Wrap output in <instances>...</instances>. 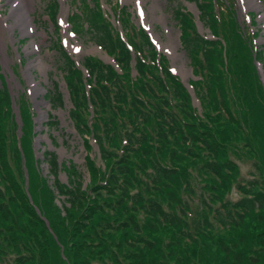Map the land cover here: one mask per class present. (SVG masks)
I'll list each match as a JSON object with an SVG mask.
<instances>
[{"label": "rangeland", "instance_id": "374dc122", "mask_svg": "<svg viewBox=\"0 0 264 264\" xmlns=\"http://www.w3.org/2000/svg\"><path fill=\"white\" fill-rule=\"evenodd\" d=\"M26 1L37 30L31 37H24L19 29L12 34L3 28L12 8L8 0H0V33L4 42L0 49V103L4 109L0 124V190L4 195L0 198V264H23L24 260L28 264H61L55 241L61 260L66 264H78L76 258L81 251L82 255L87 252L89 264H181V246H187L189 251L194 249V242L189 241L188 236L194 234L196 225H204L206 219L215 225L218 211H222L227 202H237L242 197L237 189L239 185L250 180L264 183V78L257 67L261 64L264 71V0H257L263 9L247 7L250 0H215L218 3L215 11L220 12V15L216 13V20L222 22L226 18L228 23L229 13L233 12L245 37L251 36L250 46L257 59L255 66L260 83L247 81L249 87L243 88L227 81L223 86L227 106L224 103L212 107L202 98L209 97L210 77L195 74L176 18V12L184 9L193 15L201 36L217 39L209 29L210 21H200L196 2L111 0L112 9L109 0H87L89 8L99 2L115 30L122 35H125L123 24L130 30V25L144 30L156 52L155 57L146 53L151 74L144 81L137 72L136 59L133 69L126 72L134 83L137 81L134 86L146 81L154 87L156 97L150 98V109H158L161 119L156 116L135 135L143 139L145 133L152 145L148 143L145 149L129 155L127 142L122 137L117 148L105 146L111 161L103 157L95 140V125L99 121L94 108L90 107L86 114L88 134L81 135L72 120L75 107L62 71L58 41L81 70L88 96L91 88L87 85L90 77L85 61L91 59L112 66L120 75L124 72L97 45L92 32L74 31L71 18L82 16L86 11L82 0H34V5ZM53 3L59 7L58 27L50 18L49 8ZM65 7L67 14L63 13ZM85 23L83 18L82 28ZM219 29L222 30L221 23ZM156 36L165 44L178 37V54L183 56L182 60L174 61L169 53L161 50ZM33 42L38 46L37 51L32 49ZM78 46L82 50H71ZM258 55L262 56V61ZM39 60L48 67L46 74L38 67ZM32 62L35 67L29 69ZM184 64L190 72L188 77L178 70ZM234 64L244 66L242 62ZM166 71L176 82L167 78ZM235 71L243 72L240 68ZM30 78L41 85L45 94H35ZM177 82L192 98V107L182 99L186 93L178 91ZM57 91L64 98L62 108L52 103ZM41 113H48L49 117L40 123ZM162 113L166 115L164 118ZM42 137L48 140L38 144ZM104 142L108 144L107 140ZM206 142L211 146L204 145ZM52 154L59 162L57 173L49 164ZM124 160H129L133 173L129 181L119 173L125 166ZM162 170L171 173L170 179L163 178ZM54 174L65 190L82 194L76 208H72L67 196L58 195ZM112 176H117L120 187L130 197L140 193L147 202H157L167 214L182 220V228L162 223L151 209L149 213L135 209L130 200H125L128 211L121 210L122 193L115 197L111 191H104L114 190ZM158 180L164 183L159 185ZM98 206H103V211ZM66 209L71 211L70 215L65 213ZM131 222L140 226L141 233ZM80 226H84L82 235H79ZM241 237L247 242L244 249L264 252V213L251 216L241 230L226 233L218 229L209 244L215 246L221 239L236 245ZM148 242L161 243L163 255L150 254ZM175 254L179 262L173 261Z\"/></svg>", "mask_w": 264, "mask_h": 264}, {"label": "trees", "instance_id": "16d2710c", "mask_svg": "<svg viewBox=\"0 0 264 264\" xmlns=\"http://www.w3.org/2000/svg\"><path fill=\"white\" fill-rule=\"evenodd\" d=\"M192 1L196 2L200 11V21L204 23L210 21L209 29L217 39L210 40L205 36H201L197 32V25L193 19V15L182 9V11L178 10L176 12V18L180 22L179 26L183 34L181 39L183 47L191 58L193 68L195 67V74L201 73V77L206 75L210 77L208 81L212 85L209 84L207 88L209 97L201 96L204 103L209 104L211 107L217 104L224 105V103L227 106V95L223 88L227 81L230 84L234 83L237 87L243 88L249 87L246 84L248 83L247 81H258L260 83V77L255 66L257 59L253 56V48L250 46L251 36H247L248 38L245 37L233 12L229 13L231 17L228 23L226 22V18L222 22L217 21L215 16L217 14L220 15V12L215 11L214 6L218 4L215 0ZM213 1L215 3H212ZM111 2L109 0L110 6L114 9L113 3ZM87 3V0H82V6L86 10L82 13V16L77 15L71 18L74 31L92 32L97 45L116 61L124 72V75H120L112 66L101 65L93 62L91 59L85 61L84 67L90 77L87 80V85L91 88L88 96L81 70L64 50L61 41H58L57 44L59 45L58 53L61 56L62 71L65 75L71 101L75 107L71 117L75 122L76 129L81 135L90 132L89 123L86 121V114L90 112V107H93L99 121L95 125V140L102 151L103 157L111 161V154L105 146L112 145L117 148L118 141L122 142L125 139L128 145L126 146L127 152L129 155H132L145 149L148 143H152L151 141L149 142L145 133H143L145 135L143 139L135 135H138L142 131V128L150 125L156 116L161 119L157 112L158 109L156 111L150 109L152 105L150 98L156 97L154 87L152 84H147L146 81L134 86L137 81L134 83L126 72L133 69V62L136 59L137 72L144 81L145 77L151 74V67L147 61L150 59L147 58L146 53L150 52L155 57L156 52L148 34L144 30L129 24L131 26L130 30L128 25L125 26L123 24L125 41L121 34L115 30L110 17H106L99 2L93 8H89ZM220 3L222 4V1ZM223 8L226 9L225 6ZM49 9L52 12V17H50L51 22L58 27V4L53 3ZM221 16H224V12H221ZM83 18H85L86 23L82 28L80 24ZM220 23L222 24V30L219 29ZM200 55L201 57L199 58ZM258 56L259 60L262 61V56ZM230 59L233 60V63ZM236 61L239 63L242 62L244 66L237 67L234 64ZM238 68L242 69L244 73L242 71H235ZM166 76L169 80L176 82L170 72L166 71ZM225 76H229V78L225 80ZM176 85L178 91L186 93V95L181 94L182 99L192 107V98L188 95L186 89L179 82ZM193 87L199 93L195 84ZM220 97L223 100H220ZM52 103L53 106L62 108L64 106L63 95L57 91L55 98L52 99ZM166 105L168 107L169 104ZM3 110V105L0 103V124ZM163 116H166L165 113H162V118H164ZM99 133H102L103 136H100ZM133 134L134 137L131 136ZM104 140H107L108 144H105ZM204 145L211 146L209 142L204 143ZM129 147L130 150H128ZM123 163L125 166L119 169V173L129 181L133 175L131 168H129V160H124ZM49 164L56 173L59 171V162L55 155H50ZM219 168L222 170L221 167ZM216 171L218 172V170ZM161 173L163 178L170 179L169 176L171 173L169 171L162 170ZM54 176L57 178L55 186L58 195L67 196L70 199L69 202L72 208H76L81 199L80 195L82 194L76 193V190H65L61 186L58 176L56 174ZM119 183L120 181L117 180V176H112L111 185L114 187V190L107 188L104 191H111V195L115 197L119 195V192L122 193L123 199L120 201L121 210L128 211V205L125 200H130L135 205V209L140 208L141 211L146 213H149L148 209H151L153 215L159 217L162 223L170 225L171 227L182 228V220H176L174 216L167 214L157 202H147L140 193L130 197L127 191L120 187ZM163 183L164 181L162 180L157 181L159 185ZM237 189L242 194V197L237 202H227L222 208V211H218L219 214L216 216L215 225L210 224L209 219H206L204 225L199 224L195 226L196 230L194 234L188 236V240L194 242V249L193 251H189L187 246H181V264H264V252H255L252 248L244 249L247 242H245L243 237L240 238L239 244L236 245L227 244L221 239L216 241L215 246L209 244L218 229H222L226 233L241 230L251 216L257 213H264V183L261 184L258 180H250L245 185H239ZM3 197L2 190H0V198L2 199ZM98 209L103 211V206H98ZM70 212L69 209L65 210V213L68 215H70ZM131 223L141 233L140 226L135 222ZM60 228L63 229L64 227L60 226ZM83 228L84 226H80L79 230ZM55 232L59 235L62 234L60 230H55ZM83 233L82 230L79 235ZM197 241L201 242L199 243ZM55 244L61 264H66L61 260L62 254L60 248L57 247L56 241ZM147 248L148 252L152 255H163L161 252V243L158 245L157 243L148 242ZM76 261L78 264H89L87 252L82 255L81 251V254L77 255ZM173 261H180L177 259L176 254ZM23 264H28V262L24 260Z\"/></svg>", "mask_w": 264, "mask_h": 264}, {"label": "bare ground", "instance_id": "6f19581e", "mask_svg": "<svg viewBox=\"0 0 264 264\" xmlns=\"http://www.w3.org/2000/svg\"><path fill=\"white\" fill-rule=\"evenodd\" d=\"M9 4L11 5V13H10V18H7L6 20H4L3 22V28L5 27V29H7L10 33H14V31L16 29H19V31L22 33V35L24 37H31L34 34H36V28L34 26V19L31 18L30 16V11L27 5V1L26 0H8ZM30 2L34 5L35 1L34 0H30ZM249 8H256V9H263V7L258 4L257 0H250V2L246 5ZM68 9L65 7L63 9V13L67 14ZM8 21H10V24H8ZM66 18L63 19V23L64 26L66 27ZM170 36L173 40V36L170 33ZM155 40L158 43L159 47L161 50H163L166 53H169L171 55V57L173 58L174 61L177 60H182L183 56L178 54V48H179V38L175 37L174 41L169 42L167 44L162 43L160 38L158 36L155 37ZM67 42L69 43V39L67 38ZM4 46V42H3V38L1 36L0 33V49L3 48ZM32 49L34 51L38 50V46L33 42L32 45ZM74 50L75 52H78L81 49V46H78L77 48H71V50ZM98 50H94V52H96ZM42 60V59H41ZM39 60L38 62V67H41L43 70V73L46 74V70H47V66L43 64V62ZM4 61H6V57H4ZM31 67H35L34 62L30 63L29 65V69ZM179 72L181 71V74L184 77H188L189 76V71L186 69L185 64L183 66H181L180 69H178ZM29 71V70H28ZM264 73V71H263ZM31 79V78H30ZM32 80V84H33V90L35 91V94L39 93V94H45V90L41 87L40 84H37L35 79H31ZM46 102H44L45 104ZM45 105H48L47 103ZM48 113H41V119H40V123L42 121H44V119H48ZM44 140H48V138L46 137H42L39 139L38 144H40V142L44 141ZM49 170V169H48Z\"/></svg>", "mask_w": 264, "mask_h": 264}, {"label": "water", "instance_id": "95a60500", "mask_svg": "<svg viewBox=\"0 0 264 264\" xmlns=\"http://www.w3.org/2000/svg\"><path fill=\"white\" fill-rule=\"evenodd\" d=\"M258 70L260 75L264 78V73H263V66L261 64H257ZM264 82V80H263Z\"/></svg>", "mask_w": 264, "mask_h": 264}]
</instances>
